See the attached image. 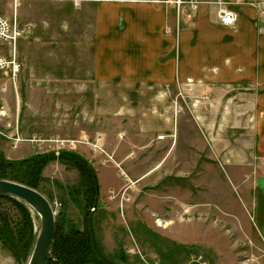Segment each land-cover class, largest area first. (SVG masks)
Here are the masks:
<instances>
[{
	"label": "rangeland",
	"instance_id": "obj_1",
	"mask_svg": "<svg viewBox=\"0 0 264 264\" xmlns=\"http://www.w3.org/2000/svg\"><path fill=\"white\" fill-rule=\"evenodd\" d=\"M194 1L215 8L222 1L234 11L228 0ZM171 3L178 26L193 20L179 18L185 9L179 14L175 0ZM72 10L69 3L0 0V16L16 20L21 29L14 51L20 72L15 79L0 78L6 98L0 101V158L16 163L72 151L85 159L99 185L91 212L95 240L112 260L123 253L135 264H264V194L257 185L264 157L254 147V100L226 94L212 102L178 84L160 87L162 100L142 118L133 115L135 95L147 97L139 87L130 93L123 86L104 87L106 102L100 103V87L84 79L90 54L69 53L72 42L86 40L69 37V25L84 18ZM9 53L0 42V56ZM73 73L72 84L55 80ZM124 107L130 116H124ZM157 119L168 120L172 131L153 127ZM78 181V171L57 159L41 169L38 189L64 229L85 226L83 197L72 193ZM0 213L17 220L6 199H0ZM31 214L37 233L40 221Z\"/></svg>",
	"mask_w": 264,
	"mask_h": 264
},
{
	"label": "crops",
	"instance_id": "obj_2",
	"mask_svg": "<svg viewBox=\"0 0 264 264\" xmlns=\"http://www.w3.org/2000/svg\"><path fill=\"white\" fill-rule=\"evenodd\" d=\"M171 1L23 0L29 5L69 3L78 17L84 15L78 20L79 25H69V37L88 38L89 43L72 42L69 53L90 54L89 77L84 79L93 87H100V91L104 87L123 86L130 93L132 87H139V93L147 97L135 95L134 116L142 118L155 105L157 108L162 100L160 87L178 84L191 86L200 98L207 95L206 99L212 98V102L237 94L245 102L254 100V147L264 157V0H228L237 13V21L232 25L218 22L214 5L202 3L193 20L180 26L176 24ZM81 21L88 26L81 25ZM0 78L7 79V75L0 73ZM76 78L73 73L55 80L72 84ZM126 97L132 100L131 95ZM120 98L118 101H122ZM5 99L0 95V101ZM96 99L100 103L105 101L102 91ZM106 108L102 104L101 112ZM122 110L127 112L124 116L131 115L127 107ZM169 124L168 120L157 119L152 126H159L167 134L172 131ZM257 185L264 194V176ZM262 237L264 240V226ZM13 262L0 246V264Z\"/></svg>",
	"mask_w": 264,
	"mask_h": 264
},
{
	"label": "trees",
	"instance_id": "obj_3",
	"mask_svg": "<svg viewBox=\"0 0 264 264\" xmlns=\"http://www.w3.org/2000/svg\"><path fill=\"white\" fill-rule=\"evenodd\" d=\"M52 159L70 164L78 171V187L71 191L75 195L80 193L83 197L81 203L85 212V226L77 228L70 224L64 229V223L55 217V228L46 264H109L101 259L99 253L102 252L93 232L91 212L97 206L99 185L95 171L85 159L72 151H62L57 158H51L50 154H41L18 160L16 163L0 158V179L20 183L40 193L38 183L41 180V169ZM0 199L10 201L18 214L15 220L9 214L0 213V242L21 264L30 254L36 236L32 214L29 207L15 197L0 195ZM105 257L116 263L129 264L123 253L118 255L117 261Z\"/></svg>",
	"mask_w": 264,
	"mask_h": 264
},
{
	"label": "water",
	"instance_id": "obj_4",
	"mask_svg": "<svg viewBox=\"0 0 264 264\" xmlns=\"http://www.w3.org/2000/svg\"><path fill=\"white\" fill-rule=\"evenodd\" d=\"M0 195H9L22 201L35 212L40 221L31 252L21 264H46L55 228V215L50 203L37 190L5 179H0ZM99 255L109 264H124L113 262L100 253Z\"/></svg>",
	"mask_w": 264,
	"mask_h": 264
},
{
	"label": "built area",
	"instance_id": "obj_5",
	"mask_svg": "<svg viewBox=\"0 0 264 264\" xmlns=\"http://www.w3.org/2000/svg\"><path fill=\"white\" fill-rule=\"evenodd\" d=\"M215 3L218 22L223 25H232L237 21V13L235 11L228 10L222 1H216ZM175 4L178 7L179 14L185 9V17L179 18L191 19L198 10L194 0H190L187 3L183 0H175ZM20 34L21 29L16 20L11 21L7 17L0 16V42L6 43L10 49L9 57L0 56V73L7 75L8 79H15L20 72V63L14 59L16 42ZM163 138L164 135L157 136L158 140H162Z\"/></svg>",
	"mask_w": 264,
	"mask_h": 264
}]
</instances>
